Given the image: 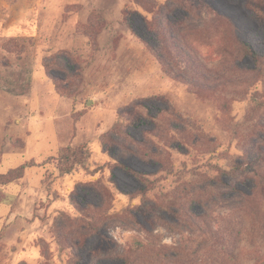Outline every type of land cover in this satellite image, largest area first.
Wrapping results in <instances>:
<instances>
[{
    "label": "rangeland",
    "instance_id": "obj_1",
    "mask_svg": "<svg viewBox=\"0 0 264 264\" xmlns=\"http://www.w3.org/2000/svg\"><path fill=\"white\" fill-rule=\"evenodd\" d=\"M136 1L0 0V175L25 167L23 177L0 184V264H68L71 252H60L56 242L60 214L71 219L68 228L66 219L58 223L64 226L58 228L63 244L84 243L81 264H122L127 249L138 242L157 255L174 256V264H264L259 178L226 172L242 157V136L249 133L247 126L237 129L235 124L256 103L249 95L236 96L226 109L225 92H203L171 79L143 42L155 45L147 28L155 19L154 5ZM151 1L160 8L168 0ZM197 1L228 17L238 41L264 53V22L247 8V0ZM174 15L183 17L178 11ZM223 33L208 44H225ZM198 36V48L205 52L206 38L202 31ZM243 63L254 67L250 60ZM254 112L257 122L264 121V108ZM189 120L199 131L179 133ZM79 145L91 156L86 167L61 176L59 155ZM155 148L164 152L161 161L173 174L160 171L151 156ZM115 159L134 171L155 174L148 177L157 186L148 196L151 201L172 203L177 211L195 192L206 204H194L191 212L205 216L227 245L226 232L242 227L238 256L204 232L192 233L187 222L195 218L202 226L201 217L162 213L174 228L167 229L152 228L139 213L133 219L124 216L141 206V197L127 195L137 192L141 182ZM192 168L209 174L213 184L193 182L187 173ZM97 183L111 193L104 204L91 187ZM73 194L101 221L98 234L80 230L68 236L80 229ZM259 236L263 239L257 241ZM190 239L202 245L198 255ZM140 257L145 259L136 264H171Z\"/></svg>",
    "mask_w": 264,
    "mask_h": 264
},
{
    "label": "trees",
    "instance_id": "obj_2",
    "mask_svg": "<svg viewBox=\"0 0 264 264\" xmlns=\"http://www.w3.org/2000/svg\"><path fill=\"white\" fill-rule=\"evenodd\" d=\"M136 2L142 6L154 5L151 8L154 12H151L155 13V19L147 23V28L153 36L156 46L151 45L146 40H143V42L151 53L157 57L164 71L171 79L195 87L203 92L220 94L225 92L222 104L226 109L229 108L231 101L236 100V96L243 98L249 95L252 97L253 103H256L255 108L249 112L243 121L235 124L237 129L244 125L247 126L246 129L249 130V133L242 136L246 141V145L242 148V157L226 169V172L235 177L245 173L254 174L255 177L259 178L260 194L264 197V121L257 122L255 117L258 112H254L255 109L264 108V53H258L247 42L238 41L234 35V24L228 17L219 13L206 1L168 0L166 5L160 8H157L156 4L152 3L151 0H137ZM246 6L258 20L264 22V0H247ZM176 11L183 13V17L179 18L174 15ZM171 15H174L173 19H169ZM200 31H202L206 38L207 45L204 44V46L207 50L205 52L200 51L198 48L201 42L198 36ZM223 31V34H225V44L222 46L213 43L208 44L217 39ZM244 60L252 61L254 67L246 66L243 63ZM181 65H183L184 69ZM259 84L262 85L261 91L258 88ZM234 92H237L238 95H235ZM174 117L177 116L175 115ZM154 119L158 120L159 118ZM177 119L181 118L177 117ZM141 120L144 119L142 118ZM188 128L192 131H199L193 121L189 120L183 123L179 133H184ZM103 145L105 151H107L104 142ZM151 156L153 160H157L156 162L159 163L161 167L160 171H164L168 175L174 173L161 161L164 157V152L161 149L155 148ZM90 157V153L83 145L68 148L57 159L60 175L70 174L77 167L85 168ZM115 161L118 167L131 173L141 182V188L137 192L127 193V195L130 197H134L135 195H137L135 197H141L142 204L136 210H127L124 216L133 219L136 217L135 214L139 213L152 228L160 225L167 229L174 228L169 222L164 220V216L161 215L162 213H169L177 217L182 213L191 219H193L192 217H201L202 226L199 225V222L195 218L187 222L192 229V233L198 231L204 232L211 240H214L215 245L223 250H228L229 246L232 256H238V252H241L240 244L244 235L242 227L241 229L232 228L226 232V239L230 241L228 245L224 239H221V242L219 237H217L218 233L215 234L211 224L204 220L205 218L203 217L205 216H197L191 212L194 204H206V201L197 196L195 192L191 193L188 196L189 200L186 203L180 204L176 211L172 203L165 205L159 203L158 199L156 202L148 198L157 189L155 182L148 179V177H152L155 174L140 173L120 163L117 159ZM24 170L25 167H19L7 174L0 175V184H10L23 177ZM187 173L193 178V182L204 180L206 187L213 184L211 180H207L209 174L201 173L197 168H192ZM91 187L100 193L102 198L101 204L112 198L110 191L104 185H101V183L93 184ZM70 201L81 218L77 219V222H80V229L69 233L68 236H74L80 230L82 232L89 230L91 233H95V235L98 234L101 229V221L98 222L96 215L90 212L88 208L81 207L76 201L74 194L71 195ZM95 209L98 210L99 208ZM65 219L67 220L66 228H68L71 219L64 214H60L55 223V228L57 229L56 242L60 252H71L68 264H81L82 257L79 251L84 246V243L81 240L74 239L67 245L63 244L62 234L59 229H63L64 226H58V223L61 221L65 222ZM135 224L146 230L139 221H136ZM239 225L242 226V222ZM260 239L262 240L263 237L259 236L257 241H260ZM190 241L193 244V255H198V252L202 249V245L197 239H190ZM135 246L136 248L127 249L126 254L122 257V264H136L138 260L145 259L144 257L141 258L140 255H146L152 263L163 259L167 263L174 264V256L170 257L163 253L157 255L156 249H151L141 242H138ZM97 251L94 250L92 256ZM89 264H93V261Z\"/></svg>",
    "mask_w": 264,
    "mask_h": 264
}]
</instances>
